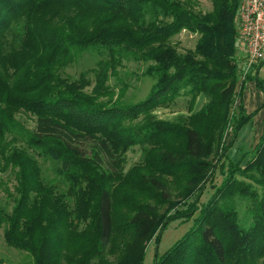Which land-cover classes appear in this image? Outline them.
Wrapping results in <instances>:
<instances>
[{
  "label": "trees",
  "instance_id": "obj_1",
  "mask_svg": "<svg viewBox=\"0 0 264 264\" xmlns=\"http://www.w3.org/2000/svg\"><path fill=\"white\" fill-rule=\"evenodd\" d=\"M239 1L213 0L203 14L192 0H0V175L13 181L0 226L10 248L33 264H143L172 222L194 218L153 264H264V132L244 167L225 163L258 112L241 100L247 82L264 92L260 76L240 79ZM183 31L199 35L184 54L173 44ZM84 52L97 67L64 76ZM126 61L154 81L142 101L109 84ZM201 95L208 102L187 119L152 115L181 96L193 110ZM138 146L143 159L126 172ZM217 170L223 181L201 204Z\"/></svg>",
  "mask_w": 264,
  "mask_h": 264
},
{
  "label": "rangeland",
  "instance_id": "obj_2",
  "mask_svg": "<svg viewBox=\"0 0 264 264\" xmlns=\"http://www.w3.org/2000/svg\"><path fill=\"white\" fill-rule=\"evenodd\" d=\"M193 9L198 13H208L213 10V0H192ZM199 35L192 34L188 31H183L173 38V44L177 47L178 51L182 54L188 50H193L197 44ZM97 56L84 52L78 60L72 65L67 67L63 75L72 79H77L82 72L90 71L97 67ZM146 66L134 61L124 62V66L119 68L117 77H111L109 84L115 88L117 94L124 86L127 87L125 93V100L132 102H139L144 100L154 81L149 77H145L143 72ZM89 77L94 80V75L89 74ZM264 77V76H263ZM208 98L206 96H199L197 98L195 107L191 110V97L181 96L173 103L155 109L152 115L161 120L177 121L180 119H187L192 112L199 111L206 103ZM239 103V102H238ZM20 122L28 129L33 130L36 127V118L26 112L18 114ZM255 120V119H254ZM254 120L250 121L239 133L238 139L234 146L228 152L229 159H226V165L229 162L242 163L245 166L247 161L253 156L254 148L260 141L263 134V129L254 127ZM143 159V150L141 147H134L125 156L124 169L129 171L133 166L141 163ZM43 165L45 176L49 179L57 178L53 167L52 161L40 159ZM223 181V174L217 170L213 184H207L205 193L201 198V204H205L215 192V189L221 185ZM256 186V185H255ZM10 188L13 191V181L9 173L0 175V206L12 207L13 198H10V193L6 189ZM247 202L242 203V215L246 210ZM195 226L194 218L181 221L177 220L172 222L167 229L164 230L159 242L153 240L147 250V254L143 264H153L157 254L160 256L170 250L180 239H182L193 227ZM4 226H0V261L3 264H33L32 258L25 252L10 248L4 237Z\"/></svg>",
  "mask_w": 264,
  "mask_h": 264
},
{
  "label": "built area",
  "instance_id": "obj_3",
  "mask_svg": "<svg viewBox=\"0 0 264 264\" xmlns=\"http://www.w3.org/2000/svg\"><path fill=\"white\" fill-rule=\"evenodd\" d=\"M236 26L240 79L260 76L264 67V0H240Z\"/></svg>",
  "mask_w": 264,
  "mask_h": 264
},
{
  "label": "crops",
  "instance_id": "obj_4",
  "mask_svg": "<svg viewBox=\"0 0 264 264\" xmlns=\"http://www.w3.org/2000/svg\"><path fill=\"white\" fill-rule=\"evenodd\" d=\"M263 76H264V67L261 71L260 78L264 79ZM241 100L243 101L244 107L248 114L258 111L257 115L252 119V120L255 119L254 127H257V129L262 127V129L264 130V92L261 91L260 88H258L255 81L247 82V85L243 90V95Z\"/></svg>",
  "mask_w": 264,
  "mask_h": 264
}]
</instances>
